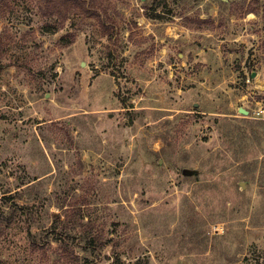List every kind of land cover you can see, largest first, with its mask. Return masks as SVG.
<instances>
[{"label":"rangeland","instance_id":"rangeland-1","mask_svg":"<svg viewBox=\"0 0 264 264\" xmlns=\"http://www.w3.org/2000/svg\"><path fill=\"white\" fill-rule=\"evenodd\" d=\"M78 1L0 0V264H264V0Z\"/></svg>","mask_w":264,"mask_h":264},{"label":"trees","instance_id":"trees-1","mask_svg":"<svg viewBox=\"0 0 264 264\" xmlns=\"http://www.w3.org/2000/svg\"><path fill=\"white\" fill-rule=\"evenodd\" d=\"M61 1H64V0H60V2ZM65 1L69 2L70 4H73L74 7L79 5V3H80L78 0H65ZM82 9L84 10V12H86V14L88 16H92V17H95L97 19H102L99 11L97 12V10H94L92 7L86 8V7L82 6ZM57 31H58V28L52 29V32H57ZM12 198H13V196H4L3 197L4 202L7 201V203L9 204L10 212H9V214H6V215L3 214L2 215L3 219L0 221V226H2L1 227V233H5L11 227L15 217L17 216V213L20 211V209H22L18 203L9 202V200Z\"/></svg>","mask_w":264,"mask_h":264},{"label":"water","instance_id":"water-1","mask_svg":"<svg viewBox=\"0 0 264 264\" xmlns=\"http://www.w3.org/2000/svg\"><path fill=\"white\" fill-rule=\"evenodd\" d=\"M240 113L243 114L244 116H248L249 115V111H247V110H245L243 108L240 109Z\"/></svg>","mask_w":264,"mask_h":264},{"label":"built area","instance_id":"built-area-1","mask_svg":"<svg viewBox=\"0 0 264 264\" xmlns=\"http://www.w3.org/2000/svg\"><path fill=\"white\" fill-rule=\"evenodd\" d=\"M219 228H217V230H218Z\"/></svg>","mask_w":264,"mask_h":264}]
</instances>
